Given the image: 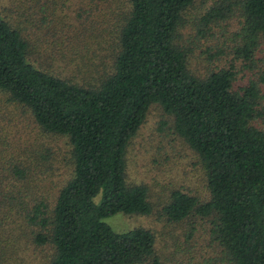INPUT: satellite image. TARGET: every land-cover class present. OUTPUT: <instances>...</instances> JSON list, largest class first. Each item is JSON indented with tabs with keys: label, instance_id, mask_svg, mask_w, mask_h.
Segmentation results:
<instances>
[{
	"label": "trees",
	"instance_id": "1",
	"mask_svg": "<svg viewBox=\"0 0 264 264\" xmlns=\"http://www.w3.org/2000/svg\"><path fill=\"white\" fill-rule=\"evenodd\" d=\"M192 1L0 8V264H162L152 230L104 220L151 211L146 186L126 180L125 148L152 103L207 191L172 188L167 221L208 222L207 264H264V74L236 82L264 40V0H210L194 39L183 29ZM204 37H220L229 56ZM20 115L57 139L20 135Z\"/></svg>",
	"mask_w": 264,
	"mask_h": 264
},
{
	"label": "rangeland",
	"instance_id": "2",
	"mask_svg": "<svg viewBox=\"0 0 264 264\" xmlns=\"http://www.w3.org/2000/svg\"><path fill=\"white\" fill-rule=\"evenodd\" d=\"M75 1L65 0V3L70 8L74 6ZM209 2L210 0L192 1L186 12L188 18H184L183 25L187 38H193L190 33L198 23L196 17ZM9 4L10 0H0V8L4 9L6 13H11L6 10ZM8 16L10 17V15ZM6 19L19 23V18ZM73 19L68 18L67 20L73 21ZM217 34L220 36L219 32ZM224 34L228 36L229 32ZM204 38H207L206 41L209 42V50H214V45L217 48L223 47L220 37L217 41L211 37ZM199 48L202 47L198 46L196 50ZM224 50L225 55L229 56L230 48L225 47ZM218 58L219 56L212 61L220 60ZM254 58L251 67L238 70L236 82L242 83L248 78L259 79L264 74V40L258 44ZM200 60L203 64H207L204 53ZM235 62L238 69L239 63ZM259 84L264 89V82L259 80ZM20 116L22 121L13 117L19 127L21 126L20 135L27 133L31 137L39 136L45 144H48L51 137L53 138L51 135L38 134L32 120L27 115ZM0 122H3L2 118H0ZM170 123V117L165 115L157 104H150L144 121L125 148L126 180L146 186L151 211L147 214L116 212L105 217L104 220L117 231L134 226H143L152 230L155 235V247L160 254L162 264H207L210 256L214 254L213 245L209 244L208 240V222L196 214H191L180 221H167L161 209L172 188L183 189L195 194L200 199L207 196L203 173L196 163L194 153L179 136L172 133ZM58 141L59 144L64 145L63 138H58ZM55 178L56 176L53 175L52 179L57 180Z\"/></svg>",
	"mask_w": 264,
	"mask_h": 264
}]
</instances>
